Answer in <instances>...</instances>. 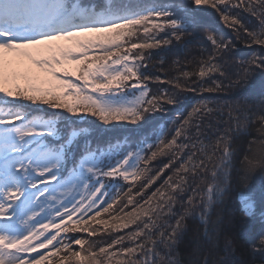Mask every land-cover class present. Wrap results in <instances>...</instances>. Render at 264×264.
<instances>
[{
	"label": "snow or ice",
	"instance_id": "snow-or-ice-1",
	"mask_svg": "<svg viewBox=\"0 0 264 264\" xmlns=\"http://www.w3.org/2000/svg\"><path fill=\"white\" fill-rule=\"evenodd\" d=\"M205 6L248 48L259 45L264 53V0H0V264H51L61 251L67 255L59 264H264V55L230 66L237 70L227 87L236 89L237 99L223 105L226 117L202 104L187 116L177 113L170 139L163 127H153L179 98L150 94L153 77L145 71L152 50L193 43L198 29L210 28L200 43L210 42L211 51L196 75L224 76L216 61L236 45L213 35ZM230 7L256 23L248 26ZM224 87L215 83L202 91ZM33 107L52 114L33 115ZM89 115L107 127L135 125L129 130L140 135L134 143L94 149L84 130L69 133L67 127L68 119ZM243 135L250 136L246 147L236 143ZM160 156H169L168 163L135 193L141 201L129 194L118 213L98 219L121 201L106 189L120 178L138 179L151 162L162 163ZM165 169L172 175L148 195L144 189L164 179ZM233 173L258 176L259 184L239 190L242 216L225 223ZM56 189L69 198L58 201L51 195ZM88 221L112 232L135 230L103 246L61 235L96 236L99 229L90 230ZM254 221L260 231L253 234ZM189 235L182 260L178 247Z\"/></svg>",
	"mask_w": 264,
	"mask_h": 264
},
{
	"label": "trees",
	"instance_id": "trees-1",
	"mask_svg": "<svg viewBox=\"0 0 264 264\" xmlns=\"http://www.w3.org/2000/svg\"><path fill=\"white\" fill-rule=\"evenodd\" d=\"M93 1L96 2L100 0ZM237 2L238 0H230L231 4H236ZM212 9L213 8L211 7L206 8L204 15L207 21L215 29L213 35L217 39H223L224 41H229V39H231V42L236 45L235 48L230 50L228 55H225L222 59L216 61L218 66L224 72V76H221L219 72L215 74H209V76H205L203 78L196 75L200 71L201 62L207 60V57L211 51L210 42L200 43L201 37L205 36L207 32L212 31L210 28L198 29L197 31L199 32V35L196 37V41L193 43L181 44L173 41L170 48L165 46L164 50L162 51L152 50V58L146 61L148 67L145 71V75L150 74L153 77L152 80L147 82L150 94L159 95L160 93L166 91L168 95L173 96L174 98H179V102L176 105L167 106L168 114H161L162 118L159 119L157 124L153 125V127L157 130L160 127L164 128L166 139L171 138L167 134L169 131L173 130V122L177 119V113H181L182 116H187L194 107H200L202 104H207L215 111L222 112L226 117L228 109L224 108L223 105L231 104L237 99V97L232 95L236 89L227 87L229 80L235 79L233 73H235L237 70L235 67L230 66L237 60L246 61L254 54L264 55V53L260 51L259 45H253L251 48H248L243 40V37H241V39H237V33L233 30V28L229 27L223 20H221L220 13L216 9H213L215 12L212 13ZM228 10L233 12V14L238 15V17H243L244 22L250 27L256 23L255 19L251 17L249 13L244 12L240 8L230 7ZM184 72L189 73V75L183 76L182 73ZM157 75L161 77L160 80L155 79V76ZM177 82L180 84L179 88L175 86ZM215 83H222L225 87L222 89H217L214 92H209L206 90L202 91V89L214 87ZM192 88H195V91H192ZM256 99L258 100L259 96H257ZM32 112L33 115L51 116L52 114V110H47L46 112L37 111L34 107ZM61 115L63 117L69 116V114L66 112L62 113ZM213 119L216 122H220L218 117H213ZM73 120H75V117H72L67 121L69 133L72 131V129L76 128L84 130V135L88 138L86 143H90L94 149L97 146H100L102 149L106 150L108 147H115L117 143L121 145L126 143H134L137 140L138 135H140L134 134L129 130L134 128L135 125L128 124L124 121L120 122L115 127H107L103 125L102 122L96 117H92L90 115L87 116L83 121L76 120V122L73 123ZM198 121L199 118L194 116L193 122L196 123ZM59 123L62 127L64 126L63 119H61ZM249 138V135H243L236 143L240 147H246ZM158 160L162 163H157L156 161L151 162V169L145 173H141L138 179L133 181L130 178L128 181H125L123 178H120L118 183H114L112 186L106 189L109 197H114L117 194H119L121 197V201L117 202V205H114L113 209L109 211L113 210L117 213L119 212V204L125 203V200L122 198V196L126 193H128V195L132 194L134 201L138 202L135 192L141 189L143 185L146 184L148 180L156 174L159 168L163 167L164 163H168L169 156H160L158 157ZM141 167H144L142 162ZM161 175L164 177V179L157 177V180L153 181V184L149 185V187L144 189V191L155 192L159 187L161 188V185L164 184V180L167 179L169 175H172V172H170L169 169H165V172ZM250 183L253 185H258L259 177L249 176L245 178L233 173L231 190L227 194L224 204L223 216L225 223H227L230 217L239 218L242 216V213L239 211L240 204L236 200V197L239 190L246 187ZM116 189H120V192L117 193ZM131 207L132 206L130 205L125 209V211H130ZM218 210L219 209H217V211ZM84 218L87 219V217ZM212 218H216L215 213H213ZM161 222L163 223V221ZM253 223L255 227L252 230V233H258L260 231L259 221H254ZM71 227H73V224L70 223V228ZM130 230H135V226H131L129 229L118 230L117 232H112L111 228L104 231L99 230L97 235L94 237H89L88 234L84 235L82 233L72 232L63 234L67 236L75 235L85 239L94 240L99 246H103L104 243L111 242L109 237L115 238L118 235H126ZM189 239L190 235L186 237L178 247V251L180 253L179 258L182 260L186 259V245ZM125 246H131L130 242L126 240ZM113 250H115V247ZM243 258H248L246 253L244 254ZM256 260H259V256L256 257Z\"/></svg>",
	"mask_w": 264,
	"mask_h": 264
},
{
	"label": "rangeland",
	"instance_id": "rangeland-1",
	"mask_svg": "<svg viewBox=\"0 0 264 264\" xmlns=\"http://www.w3.org/2000/svg\"><path fill=\"white\" fill-rule=\"evenodd\" d=\"M85 2V1H84ZM100 1H96V2H91V3H99ZM187 2V0H185V3ZM85 3H88V2H85ZM206 8H209L210 6H205ZM211 10V9H210ZM213 10V9H212ZM215 12V10H213L212 11V13H214ZM22 83V82H21ZM107 182V181H106ZM160 188V187H159ZM162 191L163 190H166V189H161ZM107 191V190H106ZM138 192H140V189L137 191V192H135V193H138ZM148 193V195H151V193H152V191L151 192H147ZM87 193H85V191H84V189L83 188H81L80 189V195H86ZM52 196H54L58 201H63L64 199H68L69 197H66V196H64L63 194H62V190L61 189H56L52 194H51ZM127 195H128V193H126V194H124L123 196H122V198H124V200H125V203L124 204H127ZM141 195H143V194H141ZM136 196V195H135ZM136 198H138V202H140L141 201V197H139V196H136ZM76 199L77 200H79L80 199V196H77L76 197ZM143 200H147V196H143ZM236 200L238 201V199H237V197H236ZM119 202V201H118ZM124 204H119V208L120 207H122ZM69 207H70V205H68ZM97 211L99 210L98 208L96 209ZM119 210V209H118ZM110 212V213H109ZM108 213H101V216L100 217H98V219H103V220H108L109 219V217L111 216V215H115L117 212L116 211H109ZM74 219H75V217H74ZM85 219V218H84ZM85 220H87V219H85ZM42 223H44L45 221H41ZM58 222V221H57ZM116 221H110V223H115ZM66 226L67 227H69L70 228V223H67L66 224ZM81 226H85V225H81ZM86 226H88L89 228H90V230H97V229H99V230H102V231H104V230H109L110 229V227L108 228V229H105L104 228V226L103 225H96V224H94V222H92V221H88V224L86 225ZM52 229L50 228L49 229V231H51ZM98 233V232H97ZM82 234H86L87 235V233H82ZM62 236L64 235L63 233L61 234ZM69 243H70V241H69ZM73 248H74V250H80V246H76V245H73ZM65 255H67V253H65V252H63V251H61L56 257H51L50 259H51V264H59V260L60 259H63L64 258V256ZM44 264H48V262L47 261H45L44 262Z\"/></svg>",
	"mask_w": 264,
	"mask_h": 264
}]
</instances>
